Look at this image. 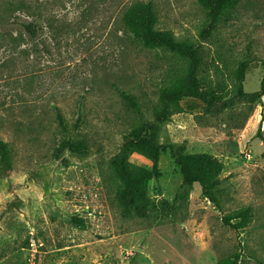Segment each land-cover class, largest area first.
I'll use <instances>...</instances> for the list:
<instances>
[{
    "label": "rangeland",
    "instance_id": "obj_1",
    "mask_svg": "<svg viewBox=\"0 0 264 264\" xmlns=\"http://www.w3.org/2000/svg\"><path fill=\"white\" fill-rule=\"evenodd\" d=\"M134 5L154 11L156 29L200 48L204 90L226 91L221 110L189 99L160 137L220 163V205L183 183L169 151L149 181L154 205L136 216L119 204L111 160L187 66L126 29ZM205 26L198 0H0V139L13 157L0 169V264H216L235 252L240 264H264V99L234 92L263 84L264 0H242L207 36ZM58 111L76 151L62 144ZM129 159L152 168L139 153ZM244 207L252 212L233 220L242 228L223 222Z\"/></svg>",
    "mask_w": 264,
    "mask_h": 264
},
{
    "label": "trees",
    "instance_id": "obj_2",
    "mask_svg": "<svg viewBox=\"0 0 264 264\" xmlns=\"http://www.w3.org/2000/svg\"><path fill=\"white\" fill-rule=\"evenodd\" d=\"M205 11L206 26L203 35L207 36L217 25L235 16L242 0H198ZM124 24L144 46L148 48H163L187 63L181 75L175 77L169 84L161 88L159 92L158 107L155 109L153 119L141 118L130 132L125 136L120 151L111 160L110 169L117 181V199L124 213L143 216L145 211L154 205L147 195L149 181L153 176H159V161L163 152L169 153L175 159L183 176L185 185L198 183L203 194L220 205V163L208 154L187 153L183 145L174 142L163 143L160 141L163 125L167 123L173 114L184 111V105L189 99H199L206 104L207 111L221 110L228 105L225 100V89L219 91L202 87L200 69L202 65V53L200 48L187 40L177 39L170 31H160L155 28V13L148 6H131L124 14ZM29 28V27H28ZM245 67L238 70V76H244ZM225 91V92H224ZM235 95L258 101L264 99V80L260 91L245 93L239 83L235 88ZM124 102L137 113H141L140 104L134 95L121 91ZM220 104V105H219ZM59 126L67 136L62 144L72 150L79 147L70 131L65 117L61 111L57 112ZM81 144V143H80ZM82 146V144H81ZM133 153H139L151 160L152 168L137 165L130 161ZM12 150L8 142L0 139V169L12 167ZM252 212L251 207L240 208L225 215L223 222L235 230H239L245 224L235 223L236 218H245ZM241 253L235 252L232 256L219 260L216 264H240Z\"/></svg>",
    "mask_w": 264,
    "mask_h": 264
}]
</instances>
